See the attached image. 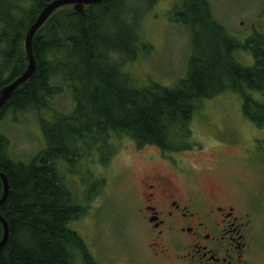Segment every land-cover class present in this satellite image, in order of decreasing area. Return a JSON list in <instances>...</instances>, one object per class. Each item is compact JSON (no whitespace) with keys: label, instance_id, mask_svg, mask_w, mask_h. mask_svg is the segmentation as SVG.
<instances>
[{"label":"trees","instance_id":"obj_1","mask_svg":"<svg viewBox=\"0 0 264 264\" xmlns=\"http://www.w3.org/2000/svg\"><path fill=\"white\" fill-rule=\"evenodd\" d=\"M49 1L0 0V89L26 70V33ZM121 1L103 0L86 7L84 15L64 6L33 38L35 71L0 110V121L8 112L18 120L27 110H51L50 100L62 92V85L70 90L74 108L56 113L51 121L40 120L45 146L28 162L10 157L9 140L0 132V172L9 181L0 208L8 225L0 264H78L77 255L96 264L69 227L85 207L63 172L98 142L111 152L105 141L117 134L163 153L190 149V120L200 103L225 90L239 93L243 114L264 125V101L252 95L264 92V35L255 33L242 42L213 18L209 2L182 0L176 15L192 37L186 75L173 87H140L115 58L134 57L146 47L137 25L125 19L126 0L123 9ZM147 1L146 7L156 0ZM237 50L250 53L253 65L238 62ZM2 194L0 179V198ZM3 233L0 223V240Z\"/></svg>","mask_w":264,"mask_h":264},{"label":"rangeland","instance_id":"obj_2","mask_svg":"<svg viewBox=\"0 0 264 264\" xmlns=\"http://www.w3.org/2000/svg\"><path fill=\"white\" fill-rule=\"evenodd\" d=\"M181 1L156 0L148 7L147 0L125 1V19L137 25L136 31L146 43L134 57L115 56L133 85L173 87L186 75L192 37L190 29L177 21ZM121 2L123 9L124 0ZM208 2L213 18L238 40L264 34V0ZM200 40L201 44L205 42ZM235 53L242 65H253L250 53ZM62 87V92L50 100L51 110H27L18 114V120L8 112L0 121V132L9 140L12 159L28 162L44 148L41 119L51 121L56 113L64 115L73 110L72 94ZM252 95L264 101V92ZM190 129L194 146L167 154L187 167L204 191L221 188L229 201L238 195L246 197L259 227L255 237L259 256L255 259L257 264H264V125H257L243 114L239 93L225 90L200 103L190 120ZM105 142L111 144V152L102 150L98 142L92 149H84L89 154L83 152L85 155L74 165L65 166L64 181L85 207L83 215L69 227L82 238L96 264H149L145 231L137 218L131 189L144 166L162 165L164 154L154 145L138 146L129 136L116 134ZM77 261L86 264L80 255Z\"/></svg>","mask_w":264,"mask_h":264},{"label":"flooded vegetation","instance_id":"obj_3","mask_svg":"<svg viewBox=\"0 0 264 264\" xmlns=\"http://www.w3.org/2000/svg\"><path fill=\"white\" fill-rule=\"evenodd\" d=\"M163 154L162 165H145L131 189L148 263L257 264L259 227L246 197L229 201L221 188L204 191L187 167Z\"/></svg>","mask_w":264,"mask_h":264},{"label":"water","instance_id":"obj_4","mask_svg":"<svg viewBox=\"0 0 264 264\" xmlns=\"http://www.w3.org/2000/svg\"><path fill=\"white\" fill-rule=\"evenodd\" d=\"M103 0H51L46 3L43 9L39 12L35 21L29 27L26 38H25V51L26 60L28 61V66L26 70L17 78L13 79L5 86L0 89V110L3 108L5 103L8 101L10 96L26 81H28L33 75L36 67V62L32 53V43L36 32L46 23L50 16L58 9L71 5L72 8L84 15L85 8L90 5L100 4ZM0 179L3 186V194L0 198V208L6 202L8 192H9V181L5 173L0 172ZM0 223L3 226V237L0 240V251L4 249L8 241V225L6 219L0 214Z\"/></svg>","mask_w":264,"mask_h":264}]
</instances>
